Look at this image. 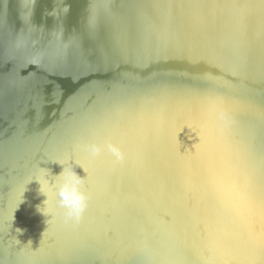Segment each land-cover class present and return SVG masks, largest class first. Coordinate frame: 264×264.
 <instances>
[{"label": "water", "instance_id": "obj_1", "mask_svg": "<svg viewBox=\"0 0 264 264\" xmlns=\"http://www.w3.org/2000/svg\"><path fill=\"white\" fill-rule=\"evenodd\" d=\"M52 160L86 169L79 227L44 231ZM0 264H264V0H0Z\"/></svg>", "mask_w": 264, "mask_h": 264}, {"label": "clouds", "instance_id": "obj_2", "mask_svg": "<svg viewBox=\"0 0 264 264\" xmlns=\"http://www.w3.org/2000/svg\"><path fill=\"white\" fill-rule=\"evenodd\" d=\"M26 3L33 6L35 0H26ZM63 12H67V8L63 9ZM31 14L32 7L26 12L29 21ZM96 14H99V10H97ZM91 15L92 13L90 16ZM23 46V40H18L16 47L20 48ZM43 58L44 54L40 53L37 54V56L32 57L30 62L38 64ZM213 112L216 119H227V114L223 109L217 112L213 108ZM92 135L95 137V132H93ZM74 150L83 153L89 159H96L104 153L110 154L116 162H122L126 157V154L120 145L113 143L111 140H100L98 138H79L74 145ZM52 161L62 165L59 173L53 175L49 168L39 167L37 173L34 174L31 180H29V182L36 180L40 185V193L46 197L43 200L42 205H37V212L46 217V228L44 231H47L48 225L54 220H58L63 225L72 228L79 227L83 222L85 213L89 207L92 193L86 188V177L75 171V165L81 166L85 173L86 169L79 163L65 164L60 160ZM50 193L51 195H49ZM18 231L19 234H23L25 229H18ZM29 243H32L31 240L27 242V244Z\"/></svg>", "mask_w": 264, "mask_h": 264}, {"label": "snow or ice", "instance_id": "obj_3", "mask_svg": "<svg viewBox=\"0 0 264 264\" xmlns=\"http://www.w3.org/2000/svg\"><path fill=\"white\" fill-rule=\"evenodd\" d=\"M201 7H212V5H201ZM218 7V6H217ZM161 40L165 39V37L161 36ZM214 109L215 111H220L223 109L227 114L226 120H218L221 127H220V133L221 135H230L232 132V128L236 125L237 119L235 114H232L228 109V104L225 98L223 97H217L214 100ZM240 180L244 187H251L252 183V173L249 172L247 174H244L240 177Z\"/></svg>", "mask_w": 264, "mask_h": 264}]
</instances>
